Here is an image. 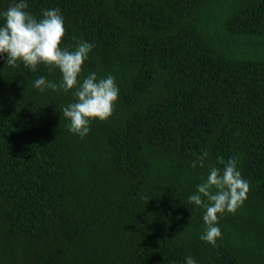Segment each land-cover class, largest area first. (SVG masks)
<instances>
[{
  "label": "trees",
  "instance_id": "trees-1",
  "mask_svg": "<svg viewBox=\"0 0 264 264\" xmlns=\"http://www.w3.org/2000/svg\"><path fill=\"white\" fill-rule=\"evenodd\" d=\"M26 2L61 10V47L93 45L80 81L112 75L119 97L81 138L74 89L33 86L59 69L0 54V264H264V0ZM219 158L250 190L213 246L188 197Z\"/></svg>",
  "mask_w": 264,
  "mask_h": 264
},
{
  "label": "clouds",
  "instance_id": "clouds-1",
  "mask_svg": "<svg viewBox=\"0 0 264 264\" xmlns=\"http://www.w3.org/2000/svg\"><path fill=\"white\" fill-rule=\"evenodd\" d=\"M27 8L26 0H14L7 10L0 12L4 20L3 26H0V54H6V63L12 67L21 62L33 72L41 64L59 69L62 75L59 85L40 76L33 86L41 92L52 89L68 93L74 89L75 100L62 108V115L70 121L69 131L83 138L90 131V121H104L112 115L119 97L115 78L108 75L98 79L97 74L92 72L81 82L79 77L93 45L82 41L72 51L62 48L66 28L61 10H43L42 18L38 20L26 11ZM207 156L208 153L204 152L192 161L191 167L196 168L199 164L203 168ZM218 163L224 164L223 169L212 167L206 179L197 185V192L188 197L189 204L194 203L205 210V230L200 239L213 246L222 235L218 227L219 216L234 214L247 199L250 190L237 168L236 158L229 159L227 163L219 158ZM185 264H197V261L188 256Z\"/></svg>",
  "mask_w": 264,
  "mask_h": 264
}]
</instances>
